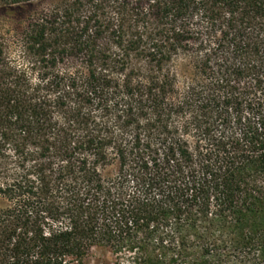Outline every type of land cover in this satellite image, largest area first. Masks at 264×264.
<instances>
[{
    "label": "trees",
    "instance_id": "16d2710c",
    "mask_svg": "<svg viewBox=\"0 0 264 264\" xmlns=\"http://www.w3.org/2000/svg\"><path fill=\"white\" fill-rule=\"evenodd\" d=\"M0 0V264H264V0Z\"/></svg>",
    "mask_w": 264,
    "mask_h": 264
},
{
    "label": "rangeland",
    "instance_id": "374dc122",
    "mask_svg": "<svg viewBox=\"0 0 264 264\" xmlns=\"http://www.w3.org/2000/svg\"><path fill=\"white\" fill-rule=\"evenodd\" d=\"M56 1L58 0H39L34 3L33 7L30 10L47 7ZM3 17L4 16H0V19H2ZM107 258H111V254L109 252H103L96 249L93 250L90 257L86 260L85 264H102V262Z\"/></svg>",
    "mask_w": 264,
    "mask_h": 264
}]
</instances>
